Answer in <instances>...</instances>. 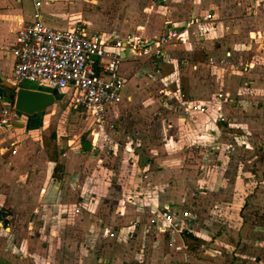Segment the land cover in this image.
<instances>
[{
  "label": "crops",
  "instance_id": "1",
  "mask_svg": "<svg viewBox=\"0 0 264 264\" xmlns=\"http://www.w3.org/2000/svg\"><path fill=\"white\" fill-rule=\"evenodd\" d=\"M35 1L0 0V112L4 107H10L13 119L11 128L0 126L1 264L8 263L9 259L8 231L11 228L4 225L9 224L7 223L9 206L6 204L8 200L31 198L38 200L45 199L47 196L57 198L65 192L70 195L74 191L72 184H75L79 190L74 197V200L78 199V202L74 205L79 208V212L76 213L75 208L72 212L77 216L82 215L84 204H90L93 199L97 207L112 192L111 182L117 170L108 163L116 158L117 151L120 152L125 148L124 150L129 151L132 157L130 161L127 159L132 170L128 176L124 175L118 180L123 185V194L125 192L128 196L132 193L139 194L137 198L142 201L139 205L142 211L136 213L138 216L145 212L148 204H150L149 207L153 206L152 210L169 204L165 202V193H167L165 188L167 184L174 181L168 179L169 171L166 163L173 160L181 163L186 158L184 156L186 151H199L206 142L209 149L218 152L226 136L243 137L245 126L257 136L264 134V0H183L180 5L173 3V5L166 6L171 8L169 12L167 11L169 15L156 14L151 17L150 25L149 21H146L147 25L142 24L138 32L145 42L160 35L168 21L175 23L181 32L173 43L165 46L164 54L160 56L136 55L135 50L129 47L121 49L122 55L127 58L121 66L126 82L122 90V100L108 108L109 118L115 122L116 126L114 129H105L110 131V134L106 135V143H98L86 138L90 143L88 148H84L82 135L80 139L74 140L60 132L59 127L55 128L46 123L49 117L45 114V110L42 113L29 115L27 122L15 115L18 111H14L11 95L15 93L17 87L25 85L32 88H47L42 84L29 81L18 83L13 77L15 57L12 53V46L16 42L18 29L32 20V14L36 9ZM95 1L98 2V0H43L40 9L45 21L58 28L83 23L88 33L103 32L119 38L131 34L128 31L129 26L126 25L127 19H116L107 28H102L99 22L92 24V27L89 26L88 23L92 22V16L85 17V10L92 5L91 2L95 3ZM183 4L187 6L184 11H182L185 7ZM174 8L178 11L174 12ZM192 17L206 21L203 35L198 34L195 26L185 27L186 20ZM98 20L101 21V19ZM157 67L161 69V73L156 72ZM149 78H152L154 82ZM151 83L163 85L164 87L160 90L164 94L155 95L147 90ZM178 90H182L191 100L208 103L209 109L202 112L195 111L191 114L176 110ZM55 91L59 98L64 95L68 96L73 104L71 92ZM167 104L174 106V111L170 112V116H168ZM132 109L135 113L131 112ZM86 117L90 118V116ZM156 120L160 122V130L168 131L169 138L174 140V147L172 146L171 149L168 147V141L151 147L152 150L160 147H164L166 151L169 150L165 156H151L144 159L143 156L134 154L133 150L136 148L134 139L131 140L127 136L124 147L114 137V135L125 133L124 129H129L131 124L136 130L144 131L143 127H146L143 125L144 121L156 122ZM47 129L56 133V160L44 145L43 136ZM12 141L17 144L15 153L11 152L14 146L9 147ZM231 142L233 141L223 143L227 147L231 146V150H225L226 156H233L231 154L233 148L238 151L240 149L249 151V148ZM136 149L139 150V148ZM259 149L264 151V146ZM81 157L88 158L86 167L93 169L98 167L97 171L102 176L97 180V184L92 180L90 184H86L88 188L82 187V181L79 183L76 180L77 173L80 171ZM224 160H217V165H211V167L224 165L226 162ZM256 165L258 167L259 163L256 162ZM107 169L110 173L106 175ZM145 170L147 171L144 172ZM145 173L148 175L147 178L143 177ZM252 173L256 176L255 171ZM200 180L211 184L224 183L229 178L225 177L222 181V176L219 174L210 175L209 173ZM248 180L243 176L234 177L235 184L242 183V185L239 184L241 188L244 183L247 184ZM91 184L94 185L90 187ZM148 184L160 190H155L153 187L148 189ZM237 189L238 187L234 189L233 186L229 197L243 193L237 192ZM245 193L244 201L248 195L247 192ZM244 205L242 204L237 211L238 214L234 215L242 216ZM123 209L124 206L120 207L113 215L107 217V220L95 217L94 224H98L101 229L109 227L116 233L118 228H122L129 235L134 234L141 228L143 220L136 216L130 218L121 211ZM99 219L101 220L98 222ZM89 221L90 219L84 221L85 229L89 228ZM193 229L190 231L202 238L201 245H204L207 242L206 238L209 237L193 232L195 230ZM183 237L184 232L181 236L176 234L175 240L174 236L171 238L168 234L157 232L153 238H156L158 245L154 246L147 242L145 250L146 247H154L159 257L163 254V249L172 243L176 252L175 244L185 243ZM217 239L215 236L214 240ZM261 241L264 242V239L258 242ZM199 250L201 247L197 250L189 249L190 259L195 258V252ZM177 254H181L179 256L182 258L184 256L181 252ZM194 263L206 264L202 259H194Z\"/></svg>",
  "mask_w": 264,
  "mask_h": 264
},
{
  "label": "rangeland",
  "instance_id": "2",
  "mask_svg": "<svg viewBox=\"0 0 264 264\" xmlns=\"http://www.w3.org/2000/svg\"><path fill=\"white\" fill-rule=\"evenodd\" d=\"M182 2L183 0H98L97 3L96 1L91 2L92 5L87 7L85 17L92 16V22L88 23L89 26L92 27V24L99 22L102 28H107L116 19H127L126 25L129 26V33L139 35L138 31L142 24L147 25L146 21H149L150 25L153 15H169L167 11L169 12L171 8L166 6L173 5V3L180 5ZM183 6L185 7L182 11L187 7L186 4ZM173 10L178 11L177 8ZM94 30L97 29L94 27ZM152 77L155 78L153 74ZM149 79L154 82L152 78ZM161 87L164 86L151 83L147 90L155 95H161L164 94L160 90ZM176 105L177 100L175 104L177 110ZM166 108L170 116V112L174 111V106L167 104ZM131 112L135 113V110L132 109ZM45 114L49 117L46 123L55 128L59 127L60 132L74 140L86 134V138L90 140L106 143V135L110 134L109 130H103L97 123L87 118L82 108H75L70 98L65 95L60 98L59 102L48 106ZM16 115L24 122L28 121V114L17 112ZM144 122L143 125L146 126L143 127L144 131L136 130L131 124L129 129H124L125 133L122 135H114L115 139L124 147L128 137L131 140L134 139L135 147L139 150L136 148L133 150L132 147L131 149L135 155H141L144 159L151 156H165L169 150L166 151L164 147L152 150L151 147L168 141V147L171 149L174 147V140L169 138L168 131L160 130L158 120ZM228 141L249 148V151L244 149L238 151L233 148L232 153L228 151L233 156H226L225 150H231V146L227 147L223 143ZM204 144L199 151H186L184 155L186 158L181 163L177 160L166 163L169 171L168 179L174 182L167 184L165 188L167 192L165 202L171 206H178L181 210H189L194 218L192 224L194 227L191 228L195 229L193 232L209 237L206 238L207 242L200 246L201 250L195 252V258H189L190 264H195L194 259L205 260L206 264H264V242H258L264 239V151L259 149L264 146V134L257 136L245 126L243 137L226 136L218 152L209 149L207 142ZM124 149L120 151L121 153L117 151L116 158L108 163L117 170L111 182L112 192L97 207L93 199L90 204H84L82 215L77 216L72 212L74 208L76 213L79 212L76 211V205H74L78 202V199L74 200V197L79 190L75 184H72L74 191L70 195L65 192L57 198L47 196L45 199L38 200L31 198L6 201L9 206L7 214L9 224L4 225L11 228L8 231L9 259L6 264H182L184 257L177 254L178 250L177 253L174 251V245L170 242L159 257L154 247L151 248L148 245L149 247L145 250L147 242L154 246L158 245L156 238H153L156 232L149 231L145 227L149 221L148 216L154 208L152 210L153 206L149 207L150 204H148L145 212L137 216L136 213L142 211L139 206L142 201L137 198L139 194L132 193L130 196L126 194L127 192L123 194V185L118 178L128 176L132 170L127 161V159L130 161L132 157L129 151ZM87 159L86 157L80 158V171L76 176V180L79 183L82 181V187L86 188H88L86 184H90L91 180L97 184V180L102 177L97 171L98 167L94 169L86 167ZM219 159H225V164L211 167V165H217L216 162ZM256 162L259 163L258 167ZM253 171L256 172V176L253 175ZM109 173V170L105 171L106 175ZM209 173L210 175L219 174L222 176V181L225 177L229 180L224 183L211 184L200 180ZM235 176H243L249 180L241 188L239 182L238 185L235 184ZM143 177L147 178L148 175L145 173ZM92 185L94 184L90 187ZM233 186L234 189L238 187L237 192L243 193L229 197ZM151 187L160 190L148 184L147 188ZM245 192L248 195L244 201ZM242 204H245L242 216L234 215ZM123 206L124 209L121 211L127 216L130 218L136 216L143 220L140 232L136 230L134 234L129 235L124 229L118 228L116 233L109 227L101 229L98 224H94L95 217L107 220V217L109 218ZM34 209L36 211H33ZM89 219V228L85 229L84 221ZM215 236L217 240H214Z\"/></svg>",
  "mask_w": 264,
  "mask_h": 264
},
{
  "label": "built area",
  "instance_id": "3",
  "mask_svg": "<svg viewBox=\"0 0 264 264\" xmlns=\"http://www.w3.org/2000/svg\"><path fill=\"white\" fill-rule=\"evenodd\" d=\"M42 2L35 1L32 20L24 23L17 31V39L12 46L15 57L14 80L71 92L75 108H82L86 116H90L103 130L114 129L116 124L109 118L108 108L122 100L126 82L121 66L127 58L122 55L121 49L133 48L136 55H163L165 46L173 43L180 35V29L168 21L160 35L145 42L136 34L119 38L103 32L88 33L83 23L58 28L45 21L40 9ZM205 25L206 21L201 18L192 17L185 22L186 28L195 26L199 35L204 34ZM156 72L161 73V69L157 67ZM177 96V110L188 114L208 110V103L191 100L182 90H178ZM11 114L10 107L2 109L0 126L11 128ZM15 145V141L9 144V147L14 146L11 149L13 153L16 152ZM76 211H79L78 207ZM193 223L194 218L189 210L165 205L152 212L145 227L149 231L168 234L171 238L174 236L175 240L176 234L181 236L184 231H190ZM175 248L184 255L182 264H190L188 246L181 243L175 244Z\"/></svg>",
  "mask_w": 264,
  "mask_h": 264
},
{
  "label": "water",
  "instance_id": "4",
  "mask_svg": "<svg viewBox=\"0 0 264 264\" xmlns=\"http://www.w3.org/2000/svg\"><path fill=\"white\" fill-rule=\"evenodd\" d=\"M57 95L55 90L20 85L15 89V93L11 95V98H13L16 111L33 115L43 112L48 106L59 102L60 98Z\"/></svg>",
  "mask_w": 264,
  "mask_h": 264
},
{
  "label": "trees",
  "instance_id": "5",
  "mask_svg": "<svg viewBox=\"0 0 264 264\" xmlns=\"http://www.w3.org/2000/svg\"><path fill=\"white\" fill-rule=\"evenodd\" d=\"M55 131H50L49 129L44 131V145L46 150L50 153H52V157L56 160V141H55ZM82 143L84 144V148L90 147V143L86 139V134L82 135ZM53 159V160H54ZM1 218V217H0ZM186 245L189 249L197 250L200 245L203 243V239L199 236H196L191 231H184V237H183Z\"/></svg>",
  "mask_w": 264,
  "mask_h": 264
},
{
  "label": "bare ground",
  "instance_id": "6",
  "mask_svg": "<svg viewBox=\"0 0 264 264\" xmlns=\"http://www.w3.org/2000/svg\"><path fill=\"white\" fill-rule=\"evenodd\" d=\"M46 88V87H45Z\"/></svg>",
  "mask_w": 264,
  "mask_h": 264
}]
</instances>
